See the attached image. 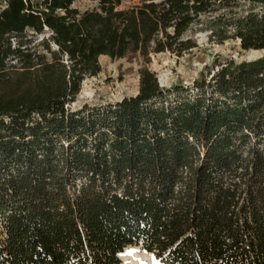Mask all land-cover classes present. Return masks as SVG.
I'll list each match as a JSON object with an SVG mask.
<instances>
[{
  "label": "trees",
  "instance_id": "1",
  "mask_svg": "<svg viewBox=\"0 0 264 264\" xmlns=\"http://www.w3.org/2000/svg\"><path fill=\"white\" fill-rule=\"evenodd\" d=\"M77 1L0 9V264H122L133 247L160 264H264V57L187 88L149 67L197 48L186 36L217 5H248L219 19L222 40L264 52V0ZM101 57L144 62L138 95L70 112Z\"/></svg>",
  "mask_w": 264,
  "mask_h": 264
},
{
  "label": "rangeland",
  "instance_id": "2",
  "mask_svg": "<svg viewBox=\"0 0 264 264\" xmlns=\"http://www.w3.org/2000/svg\"><path fill=\"white\" fill-rule=\"evenodd\" d=\"M5 0H0V9L4 6ZM142 0H123L120 9L137 6ZM98 6L95 0H79L73 7L80 11H86ZM249 6L240 3L233 7V10L214 7L213 11L204 14L201 20L192 27L187 38H192L197 48L186 52L181 57L173 53H162L153 55L149 67L156 74L160 86L164 89H171L174 86L183 88L192 87L194 80L198 79L200 73L208 66L211 69L227 61H251L264 57V52L244 51L237 39L222 40L224 37H232L233 30L226 27L224 20H219L226 15V19L234 16H241L249 11ZM233 11V14H230ZM219 31V36L214 38L212 31ZM42 36L27 31L20 39L26 46L33 48L41 42ZM18 42L13 39V44ZM42 53L44 48H38ZM102 72L96 76L87 78L82 85L81 92L77 95L75 103L69 107V111L76 113L83 107L104 108L108 104L121 102L125 97L138 95L140 87V69L144 67L141 59L123 58L112 60L110 57H101ZM63 143H68L67 139ZM134 252L129 258H133L139 264H160L155 255L149 256L146 250L140 247L128 248ZM125 250V251H128ZM124 251V252H125ZM122 260V259H121ZM122 264H125L122 260Z\"/></svg>",
  "mask_w": 264,
  "mask_h": 264
},
{
  "label": "bare ground",
  "instance_id": "3",
  "mask_svg": "<svg viewBox=\"0 0 264 264\" xmlns=\"http://www.w3.org/2000/svg\"><path fill=\"white\" fill-rule=\"evenodd\" d=\"M134 252L131 251H125L124 253L120 254V258L124 261L125 264H139L138 262H136L133 258H129L131 257ZM149 256H153V254H147ZM162 264V263H161Z\"/></svg>",
  "mask_w": 264,
  "mask_h": 264
}]
</instances>
